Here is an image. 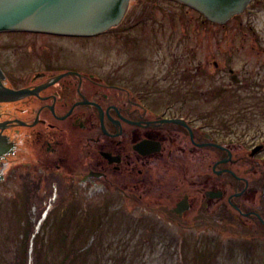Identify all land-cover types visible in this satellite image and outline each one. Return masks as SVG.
<instances>
[{
  "label": "rangeland",
  "instance_id": "374dc122",
  "mask_svg": "<svg viewBox=\"0 0 264 264\" xmlns=\"http://www.w3.org/2000/svg\"><path fill=\"white\" fill-rule=\"evenodd\" d=\"M214 23L177 0H131L127 15L113 33L71 43L95 65L92 69L127 84L133 93L147 99V105L154 103L159 111L192 119L196 130L208 127V117V128L219 142L233 148L234 157L214 170L221 156L217 146L199 150L179 127L167 132L163 126H142L143 136L151 131L162 141L163 152L146 161L140 158L137 170L142 168V174L129 169L121 180L113 173L105 186H88L91 190H85V198H77L78 206L72 212L75 222L65 230L48 229L52 224L49 216L39 237L40 264H60L72 250H77L73 264H264V229L247 217H233L237 211L222 200L206 198L209 190L232 185L231 169L249 183L244 201L258 195L252 199L253 205L261 206L264 199L257 188L264 178V160L254 158L264 157V148L249 156L255 145L264 144V54L257 49L264 48V8L252 14L250 9L243 11L228 20L226 27ZM126 34L133 42H123ZM6 35L8 45L2 41L0 50H6L4 63L12 84L31 82L36 70L47 69V61L39 57L47 53L43 47L47 38ZM235 74L242 80H234ZM115 103L122 101L116 99ZM25 104L29 103H18ZM167 104L173 108H166ZM58 122L63 125L65 121ZM171 134L175 141L169 139ZM37 147L38 139L29 138L3 167L0 264L27 256L30 264L35 263L31 249L24 252L22 241L24 229L29 227L25 220L30 212L35 213V207L30 211L25 205V175L41 184L48 166L66 175L69 183L76 181L77 188L84 185L78 175L91 162L86 150L78 152L77 158L73 145L57 146L44 150L38 162L32 158ZM164 154L171 156L167 164ZM219 167L229 170L219 172ZM145 175L146 187L142 184ZM185 194L196 196L200 204L179 219L171 209Z\"/></svg>",
  "mask_w": 264,
  "mask_h": 264
},
{
  "label": "flooded vegetation",
  "instance_id": "af4514ba",
  "mask_svg": "<svg viewBox=\"0 0 264 264\" xmlns=\"http://www.w3.org/2000/svg\"><path fill=\"white\" fill-rule=\"evenodd\" d=\"M261 7L264 8V0H251L244 11L250 9L251 14L257 13ZM236 16L237 14L233 17ZM219 24L226 27L227 21ZM120 25L121 23L94 34H65L24 30L0 32V43L2 41L6 42V34L13 36L12 33H26L31 35L32 38H47L48 42L43 44L47 53L41 54L39 57L41 59L44 57L43 59L47 61L45 63L49 65L46 67L47 69H56V71L50 73L46 72L47 69L36 70L31 82L27 81L21 86H15L10 82L9 70L4 63L7 59L6 50L5 48L0 50V69L4 73L2 79L4 85L15 89L28 88L31 90L30 93L24 96L0 101V136L7 139L13 148L11 152L0 156V174L3 177L5 164L18 150L24 148L29 138L38 139V147L35 148L36 152L33 151L34 156L32 157L38 162H41V155L44 150L52 151L57 146L73 145L77 149L75 153L77 158L80 156L78 152L82 150H86L85 153L91 156V162L87 164L86 171L84 173L80 172L78 175L81 183L84 184L83 187L77 188L74 180H70L69 183L68 177L60 173L57 168L53 171L47 166L49 172L47 173L46 170L43 178L52 172L57 173L65 179L71 190H75V196L69 197L84 199L85 190H91L88 186L91 185L96 188L105 186L110 182L109 176H112L113 173H117L119 180H121L125 177V170L130 169L131 172H136L140 158H144L143 160L146 161L151 159V156L153 157L155 153L163 152L164 144L162 141L152 136L151 131L149 135L145 131L144 134L146 135L143 136L139 131L142 126L147 128L163 126L164 129H167V132L173 130L172 127H179L186 136L190 137L193 147H197L199 150H208L207 148L217 146L221 150V156L214 163V170L218 166L222 167V164L225 165L228 160L233 159V148L226 146L225 142H219L214 132L208 128L210 119L207 116L206 126L208 127L196 130L197 128L192 119L174 112L167 114L159 111L154 103L153 105L150 103L147 105V99L145 100L143 96L136 94V92L133 93V90L127 84L112 79L110 74H99L98 71L92 69L95 68V65L84 58L87 56L70 46L72 42L79 40L101 39L102 36L113 33ZM123 32H127V30ZM125 38L124 43L126 41L133 42L129 34H126ZM6 45H8V42H6ZM257 49L264 54V48L257 47ZM229 71L233 72V69L230 68ZM233 76L236 81L240 79L238 74ZM90 86H94V89L90 90ZM216 96L218 95H214V97ZM116 99H120L122 104H116ZM25 101L29 103L25 104L27 108L18 105L19 102L24 103ZM167 105L166 108H173L172 105ZM148 113L149 115H147ZM25 114H28V116ZM58 121L65 122L61 125ZM41 124L45 129V134L42 133V127H39ZM219 124L225 126L223 122ZM25 128L26 130H23ZM86 131L89 132L87 136L84 134ZM140 134L141 136H139ZM168 137L175 141L173 134L168 135ZM78 146L83 148L80 149ZM263 148L264 144L255 145L249 156H254ZM258 156H254V158L258 161L264 160V157ZM84 158H86L85 155ZM162 158L167 164L171 156L164 154ZM43 163L45 164V162ZM223 170L229 169L223 167L220 168L219 172ZM137 171L139 174L144 172L142 168ZM229 176L234 180L231 186L209 190L206 193V198L222 200L223 204L230 205V210L237 211L233 213V217L236 219L242 216L247 217L256 224L257 228L264 229V199L261 206L260 204L253 205L254 200L252 199L258 195H252L250 200L244 201L243 196L249 187L248 181L235 170L230 169ZM145 179L146 175L142 180V184H145L146 187ZM242 182H245L244 186H242ZM229 183L231 182L229 181ZM259 183H261L260 187ZM257 188L264 198V178L260 179ZM44 192L45 188H43ZM194 204H200V201L198 204V198L196 196L189 197L188 194H185L171 209V212L177 218L182 219L189 214L188 211L195 209ZM224 217L227 218L228 215L225 213ZM205 220H209V218Z\"/></svg>",
  "mask_w": 264,
  "mask_h": 264
},
{
  "label": "water",
  "instance_id": "95a60500",
  "mask_svg": "<svg viewBox=\"0 0 264 264\" xmlns=\"http://www.w3.org/2000/svg\"><path fill=\"white\" fill-rule=\"evenodd\" d=\"M130 0H0V31L33 30L53 33H97L118 24ZM212 21L225 22L242 12L250 0H180ZM0 101L30 93L6 87L1 79ZM169 121V120H166ZM171 121V120H170ZM11 144L0 136V155ZM180 206V205H179Z\"/></svg>",
  "mask_w": 264,
  "mask_h": 264
},
{
  "label": "trees",
  "instance_id": "16d2710c",
  "mask_svg": "<svg viewBox=\"0 0 264 264\" xmlns=\"http://www.w3.org/2000/svg\"><path fill=\"white\" fill-rule=\"evenodd\" d=\"M23 178L25 179L24 182L26 186H28V193L26 192L27 196L24 198L26 208L31 211V209L36 206L35 213L33 214L30 212V218L25 220L29 227L24 229L26 232H24L22 237L24 252H28L31 249L30 253L35 258L34 264H40L38 254L40 252L41 243L39 242V237L43 226L45 227L46 220H48L49 216H52V224L47 226L48 229L53 228L54 230L57 229L58 231L65 230L68 228L70 223L73 224V222H75L76 213L72 212L76 209L79 202L76 198L69 197L73 195L75 196V190H71V187L65 182V179L55 172H52L50 176L45 175L44 178H42L41 184L32 180L28 176ZM41 188H45V192L42 194L40 193ZM55 190L58 191V196L53 202L52 208L47 210L46 217L43 218V213L47 208L48 202H51ZM62 196L64 197L62 198ZM83 217L86 218L85 215H83ZM32 218H34V221H31ZM39 220V227H36V221L38 222ZM42 236H44V234L41 235V237ZM30 243L32 244L30 245ZM76 252L77 250H72V252H69V255L63 259L60 264H73ZM21 263L30 264L28 261V256L23 260L18 257L12 264Z\"/></svg>",
  "mask_w": 264,
  "mask_h": 264
}]
</instances>
